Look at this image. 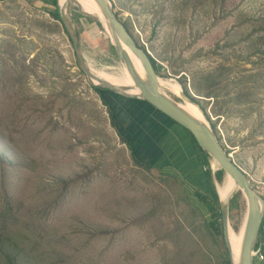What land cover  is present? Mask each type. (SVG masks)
Wrapping results in <instances>:
<instances>
[{
  "label": "rangeland",
  "instance_id": "obj_1",
  "mask_svg": "<svg viewBox=\"0 0 264 264\" xmlns=\"http://www.w3.org/2000/svg\"><path fill=\"white\" fill-rule=\"evenodd\" d=\"M109 1L264 200V0ZM53 10L0 2V264H220L215 184L225 177L207 176L211 197L137 164L95 88L105 86L83 70L130 68L95 17L71 7L76 49ZM208 74L213 97L194 88ZM244 87L249 102H239ZM204 166L217 168L210 157ZM239 193L228 212L235 233Z\"/></svg>",
  "mask_w": 264,
  "mask_h": 264
},
{
  "label": "water",
  "instance_id": "obj_2",
  "mask_svg": "<svg viewBox=\"0 0 264 264\" xmlns=\"http://www.w3.org/2000/svg\"><path fill=\"white\" fill-rule=\"evenodd\" d=\"M97 8L100 10L101 15L108 24L116 51L122 60L130 68L132 76L136 82L137 87L140 89V95L128 94L119 87L109 85L107 83L99 84L94 82L92 76L94 74L90 70L83 67L85 73L90 77L94 84L105 86L116 92L131 97H139L147 100L152 105L157 107L160 111L170 116L173 120L184 126L193 135L199 147L218 165L217 169H211L212 174L216 171H223L224 176H228L234 184V188L227 196L224 203L220 204V213L223 227V239L228 250L230 264H253L252 252L255 248L259 229L264 216V200L251 188V182L246 173L234 162L232 157L226 153L218 142V137L213 130L209 120L206 119L204 111L199 104L189 98L185 93L183 95L189 101L195 103L199 110H201L203 117L198 118L185 108L182 102L174 99L170 94L165 92L159 81V75L155 70L149 56L143 48L139 46L132 34L126 28L125 24L120 20L116 12L113 10L109 0H93ZM59 6V0H58ZM60 7V6H59ZM58 7L61 22L68 33L74 47L76 46V33L71 25L70 12L66 14ZM83 8V7H82ZM92 16L93 14L86 9H81V14ZM138 57L145 69V78H143L134 68L130 53L126 49ZM80 58L79 54H77ZM182 98V97H181ZM240 192L247 203V213L244 222L243 230L241 232V242L236 258L233 262V253L227 242L226 227L228 224L229 204L232 198Z\"/></svg>",
  "mask_w": 264,
  "mask_h": 264
},
{
  "label": "crops",
  "instance_id": "obj_3",
  "mask_svg": "<svg viewBox=\"0 0 264 264\" xmlns=\"http://www.w3.org/2000/svg\"><path fill=\"white\" fill-rule=\"evenodd\" d=\"M105 96L119 130L141 161L201 190L202 151L184 126L145 99L116 91Z\"/></svg>",
  "mask_w": 264,
  "mask_h": 264
},
{
  "label": "bare ground",
  "instance_id": "obj_4",
  "mask_svg": "<svg viewBox=\"0 0 264 264\" xmlns=\"http://www.w3.org/2000/svg\"><path fill=\"white\" fill-rule=\"evenodd\" d=\"M59 6H60L59 8L62 11H64L66 14H68L70 12L72 6H75L80 13H81V9L82 10L86 9L87 11L91 12L93 14L92 16L95 17L101 23L103 28H105V31H106L108 37L110 38L111 43L115 46L114 38L112 36L110 28H109L108 24H106L105 19L101 15L100 10L97 8V5L93 0H59ZM130 56H131L132 64H133L135 70L143 78H145V69H144V66H143L141 60L132 53H130ZM91 72L94 74V76H92V78H93L94 82H96V83H99V84L107 83L109 85L119 87L120 89H122L123 91H125L128 94L133 93L132 95H134V94L140 95L141 94V91L137 87L136 82H135L131 72L124 73L125 77H122L121 73L116 71V70L111 72V71H108L106 69H96V70L92 69ZM159 81H160V85H161L162 89L165 92H168V94L171 93L177 97H180L179 99H181V97H182V99H183L182 103L185 106V108L189 111V113L193 114L194 116H196L198 118L203 117V114H202L201 110H199V107L195 103L189 101V99H187L183 95V88L181 87V85L179 83H177L176 81H174L172 79L163 78L161 76H159ZM216 167H218L217 164H216ZM224 177H225V179L223 178L224 179L223 183L218 184V185L215 184L216 194H217L219 203L220 202L224 203L227 196L231 193L232 189L235 187L233 184V181L228 176H224ZM244 201H245V198H244ZM245 205H246L245 217L242 220L239 231L237 233H235L229 224H227L226 231H225L227 242L229 243V246H230L232 253H233V262L234 263L236 262V258H237V254H238V250H239V246H240V242H241V232L243 230L244 222L246 219V213H247L246 201H245Z\"/></svg>",
  "mask_w": 264,
  "mask_h": 264
},
{
  "label": "trees",
  "instance_id": "obj_5",
  "mask_svg": "<svg viewBox=\"0 0 264 264\" xmlns=\"http://www.w3.org/2000/svg\"><path fill=\"white\" fill-rule=\"evenodd\" d=\"M2 1H6V0H0V2ZM27 1V0H25ZM40 1L43 5L45 6H49L51 8H53L54 10L51 11L49 14L51 15V17L55 20H57L58 22L61 23L62 25V22H61V19H60V16H59V12H58V0H38ZM125 24V23H124ZM126 28L128 29L127 25L125 24ZM62 28L63 30L65 31V28L64 26L62 25ZM66 32V31H65ZM141 48H143L146 52V48L143 46V45H139ZM155 70L157 71L158 69V63L157 61L149 54L147 53ZM209 77H212L211 74H208L207 76H204V77H201L199 80H198V84H195L194 85V88L197 90V91H200L202 88H209L210 90L209 91H205L204 93L208 96H215L216 94L212 91V89H214L216 86L214 85V83L212 81L209 80ZM251 77V76H250ZM99 92L98 94L101 96V100L102 102L107 105L108 107V112H109V115H110V118H111V123L114 127H117L118 129V134L120 135V137L122 138L123 142L127 143L129 148L131 149V152L134 156V159L136 161L137 164L139 165H142V166H145L146 168H154L151 164H144L142 163L143 161H141L137 155L135 154V152L133 151V149L130 147L129 143H128V140L127 138L121 133V131L119 130V127L117 126V123L115 121V116H114V112L112 110V104L109 103V100L106 98V94H108V92H112L114 93L115 91L112 90V89H109L107 87H95ZM200 89V90H199ZM241 97H240V100L239 102H249L251 96H252V93L251 91H249V87H244L241 91ZM189 98H191L193 101H195V99H193L192 97L189 96ZM198 104V103H197ZM201 107V106H200ZM215 112L218 116L220 115L217 111H213ZM213 129H214V132H215V126H212ZM188 130V129H187ZM189 131V130H188ZM216 133V132H215ZM192 135V134H191ZM217 135V134H216ZM193 137V135H192ZM194 140V138H193ZM219 140V139H218ZM196 142V140H195ZM219 142V141H218ZM197 143V142H196ZM198 145V144H197ZM199 146V145H198ZM200 148V147H199ZM201 149V148H200ZM201 153H202V166L205 165V158H209V156L201 149ZM227 153V152H226ZM204 161V162H203ZM207 170V169H206ZM211 171L208 170L207 171V174H206V171L203 173V183L202 185L204 186V190L207 191V194H211V197H212V194H213V191L211 190V188L209 187V184H210V179H209V175H210ZM215 179L217 182H222L223 178H224V173L223 171L219 170V171H216L215 172ZM207 176L208 179H207ZM240 194V193H239ZM217 195V194H216ZM195 196L200 199L201 198V194H200V191H195ZM209 196V195H208ZM218 198V197H217ZM201 200V199H200ZM234 199H232L231 202H233ZM219 202V201H218ZM211 209V208H210ZM218 218L221 220V213H220V209H218ZM263 227H264V216H263V219H262V223H261V226H260V229H259V233H258V237H260L262 235V232H263ZM262 237V236H261ZM259 242H262V241H259V238L257 239L256 241V245L259 243ZM221 258V262L220 264H230V261H229V255H228V250L226 248V245L224 243V239H223V253L221 254L220 256Z\"/></svg>",
  "mask_w": 264,
  "mask_h": 264
},
{
  "label": "built area",
  "instance_id": "obj_6",
  "mask_svg": "<svg viewBox=\"0 0 264 264\" xmlns=\"http://www.w3.org/2000/svg\"><path fill=\"white\" fill-rule=\"evenodd\" d=\"M206 170V166L203 167ZM253 264H264V241L255 245L252 252Z\"/></svg>",
  "mask_w": 264,
  "mask_h": 264
},
{
  "label": "flooded vegetation",
  "instance_id": "obj_7",
  "mask_svg": "<svg viewBox=\"0 0 264 264\" xmlns=\"http://www.w3.org/2000/svg\"><path fill=\"white\" fill-rule=\"evenodd\" d=\"M219 201V200H218Z\"/></svg>",
  "mask_w": 264,
  "mask_h": 264
}]
</instances>
